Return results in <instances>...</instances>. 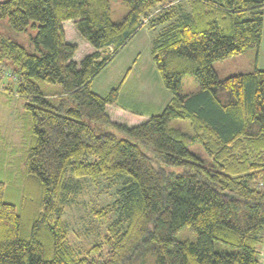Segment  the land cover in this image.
Returning a JSON list of instances; mask_svg holds the SVG:
<instances>
[{
	"label": "trees",
	"instance_id": "obj_1",
	"mask_svg": "<svg viewBox=\"0 0 264 264\" xmlns=\"http://www.w3.org/2000/svg\"><path fill=\"white\" fill-rule=\"evenodd\" d=\"M128 5L114 23L110 0L0 1V19L13 31L36 33L32 53L0 41V63L16 67L30 119L22 214L4 202L0 181V264H262L264 70L219 79L212 64L259 48L264 0ZM142 20L160 27L150 54L172 97L130 126L107 112L119 87L100 95L92 82ZM67 21L93 48L79 63L72 61L77 47L65 40ZM109 48L113 55L102 59ZM184 76H194L196 92L180 94ZM68 174L121 187L96 214L116 216L105 252L93 245L79 256L68 244ZM186 227L194 242L177 240Z\"/></svg>",
	"mask_w": 264,
	"mask_h": 264
},
{
	"label": "rangeland",
	"instance_id": "obj_2",
	"mask_svg": "<svg viewBox=\"0 0 264 264\" xmlns=\"http://www.w3.org/2000/svg\"><path fill=\"white\" fill-rule=\"evenodd\" d=\"M128 11V0H110L112 22H120ZM156 14L158 13L155 12L152 17ZM63 31L66 42L77 47L72 61L79 63L86 55L93 52V48L77 33L74 22H64ZM159 31V26H153L149 20H142L137 33L94 78L92 90L100 95H105L119 87L118 104L108 108L112 121L135 125L149 118L150 114L161 112L167 104L169 99L166 100L164 95L152 94L156 91L152 87L158 85L162 91L171 96L161 85L150 54L151 42ZM35 34V30L31 28L24 32H15L6 20L0 19V41H13L32 53L34 47L31 39ZM109 54V50L102 51L101 58L108 59ZM257 57L259 70H264V32L260 52L258 49H249L241 55L216 61L212 67L219 79H224L252 72ZM15 69L9 59L0 63V181L5 186L4 202L15 205L22 214L20 209L23 204L22 175L25 170V152L30 144L27 136L30 119L24 109L26 101L17 93L19 82L14 75ZM147 85L151 86L149 89L151 92H144L143 89ZM39 86L41 90L45 89V84L39 83ZM197 90L198 84L194 76L182 78L180 94L189 95ZM67 179L70 186L62 219L68 227V244L79 256H86L93 245H101L102 252H105L104 237L109 223L116 216H109V220L106 221L104 217L96 214L102 212L101 210L118 197L117 191L121 188L119 183L100 180L99 183L93 184L88 178H74L69 174ZM261 235L264 238V231ZM176 238L194 242L196 233L186 227L177 234ZM259 248L258 257L264 264L263 255L260 254L264 251V239Z\"/></svg>",
	"mask_w": 264,
	"mask_h": 264
},
{
	"label": "crops",
	"instance_id": "obj_3",
	"mask_svg": "<svg viewBox=\"0 0 264 264\" xmlns=\"http://www.w3.org/2000/svg\"><path fill=\"white\" fill-rule=\"evenodd\" d=\"M263 11H264V9H263ZM263 18H264V13H263ZM263 32H264V21H263V26H262V39H261V43H260V46H259V48H258V52H260L261 50H262V46H263ZM258 57H259V55H258ZM258 57H257V59H256V64H255V67L257 68V69H259L258 68V61H259V59H258ZM153 89H155L156 91H153L154 93H152V94H158V93H160V94H162V95H164L165 96V98H166V100L167 99H169L170 100V98L172 97V95L170 96V95H167V93H165L164 91H162V89L160 88V87H158V85H157V87L155 86V88L154 87H152ZM157 88H158V90H157ZM149 89H151V86H149V85H147V86H145L144 87V92H146V93H148V92H151ZM169 100H168V102H169ZM167 102V103H168ZM118 104V103H117ZM155 106V105H154ZM166 106V105H165ZM110 107V106H109ZM109 107H107V112H108V108ZM109 114V113H108ZM148 119V118H147Z\"/></svg>",
	"mask_w": 264,
	"mask_h": 264
},
{
	"label": "built area",
	"instance_id": "obj_4",
	"mask_svg": "<svg viewBox=\"0 0 264 264\" xmlns=\"http://www.w3.org/2000/svg\"><path fill=\"white\" fill-rule=\"evenodd\" d=\"M108 50H109V52H110V54H109V55H111V56H112V55H113V53H114V51L112 50V48H109ZM260 254H261V255H263V260H264V251H263V253H262V252H260Z\"/></svg>",
	"mask_w": 264,
	"mask_h": 264
}]
</instances>
